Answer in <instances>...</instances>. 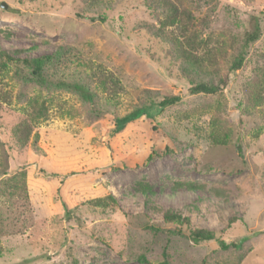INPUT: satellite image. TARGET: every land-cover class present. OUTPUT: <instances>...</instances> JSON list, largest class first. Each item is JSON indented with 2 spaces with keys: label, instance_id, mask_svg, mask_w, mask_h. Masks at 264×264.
I'll return each instance as SVG.
<instances>
[{
  "label": "rangeland",
  "instance_id": "obj_1",
  "mask_svg": "<svg viewBox=\"0 0 264 264\" xmlns=\"http://www.w3.org/2000/svg\"><path fill=\"white\" fill-rule=\"evenodd\" d=\"M167 1L177 9L174 18L141 0H113L97 11L82 0H0V50L15 56L22 49L24 57L63 46L80 68L98 64L122 86L117 105L101 97L98 113L70 92L0 70V264H159L163 251L169 264H264V99L249 109L239 95L264 74V0ZM92 14L103 18L90 20ZM250 15L259 16L260 35L229 72V84L220 85ZM174 48L202 58L216 53L204 68L214 71L218 91L190 93L191 82L208 75L189 70ZM145 91L154 100L180 96L156 115L159 133L141 116L109 134L112 118ZM34 100L46 102L47 114L19 149L9 128ZM213 123L228 130L225 145L209 140ZM107 194L118 213L88 206ZM61 200L73 210L69 219ZM167 209L240 248L143 228L175 226L163 219Z\"/></svg>",
  "mask_w": 264,
  "mask_h": 264
},
{
  "label": "trees",
  "instance_id": "obj_2",
  "mask_svg": "<svg viewBox=\"0 0 264 264\" xmlns=\"http://www.w3.org/2000/svg\"><path fill=\"white\" fill-rule=\"evenodd\" d=\"M87 11H97V9L110 8L113 0H82ZM141 2L151 10L153 13L164 9L170 18H174L176 14V7L174 3L167 0H141ZM264 13V12H262ZM82 14H79V16ZM103 18L99 15H89L90 20L96 19V17ZM258 15H250L246 21V29L243 32L241 43L236 53L228 59L227 72H223L218 76L217 81L220 85H227L231 79L229 75L230 71H236L239 69L246 59L247 50L250 45L259 37L260 27L258 24ZM158 37V35H156ZM161 38L165 44H170L172 40L169 37H158ZM194 37H188V45L190 48L194 46ZM174 39V38H173ZM191 41V42H189ZM180 43V42H179ZM171 48V46L169 47ZM190 51V50H189ZM187 49L174 48V55L176 58L183 59L188 69H199L200 72H204L208 75L204 79L193 83L189 87L190 93H204L212 94L218 91L219 86L214 82L212 77V71L209 68H204L208 62L212 65L214 62V56L216 53L207 51L206 57H196L191 54ZM16 55L13 56L6 51L0 50V70H10L13 76L23 82L39 84L48 88H54L60 91H66L74 94L80 102L87 104L92 111L101 113L104 106L100 102V98H104V103H111L115 107L118 103L119 92L122 90L121 83L116 79L113 74L102 68L98 64L87 65L85 69L80 68V61L74 57L71 58L70 49L59 46L55 51L49 54H42L38 56H20L23 52L22 49L15 51ZM10 66V67H8ZM239 95L246 108H256L262 105L264 99V74L261 78H258L253 85H245ZM180 100L178 95H164L160 100H154L146 91L141 99L133 105L130 111L121 116H114L112 118V128L108 131L109 134L118 132L124 125L130 121L137 119L138 117L144 116L143 118L151 125V130L154 134L159 133V124L155 120L157 114H160L166 107L177 103ZM29 109H25L24 116L21 117L12 127L9 128L11 135V144L19 149L26 146L29 140L30 133L33 129V125L40 119H44L47 114L48 105L44 100H34L29 102ZM113 114V112H112ZM111 119V117H110ZM241 120H239L240 124ZM4 126L3 122H0ZM217 125L214 123L210 125V136L209 140L213 145H225L227 142L228 130L216 128ZM36 139V132L32 135ZM239 138L236 136L235 143L238 142ZM36 143V140H34ZM40 171L48 173L46 169ZM50 173H53L50 171ZM55 174V173H53ZM189 189H197L199 186L196 183H188ZM143 190L145 193L150 192L149 187L144 186ZM88 206L91 208H98L101 211L106 212H119L117 202L112 195L107 194L101 197L91 198L87 200ZM61 206L63 208L64 216L69 219L73 210L67 206L64 201L61 200ZM163 219L165 223H174L175 226L172 228L160 227L157 225L143 224V228L157 233L159 231L167 232L170 234H178L185 236L193 243H199L202 241L215 240L219 248L227 250L230 248L239 249L240 243L225 242L215 231L206 228L191 227L189 218L182 216L180 213L175 212L171 209H167L163 213ZM185 225V232L181 228ZM167 253L162 252V260L159 264H169L167 260ZM146 261L142 255L139 259ZM200 264H207L201 262Z\"/></svg>",
  "mask_w": 264,
  "mask_h": 264
}]
</instances>
